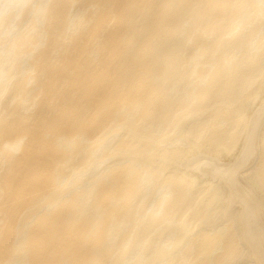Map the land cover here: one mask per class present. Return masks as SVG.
Returning a JSON list of instances; mask_svg holds the SVG:
<instances>
[{"label": "bare ground", "instance_id": "obj_1", "mask_svg": "<svg viewBox=\"0 0 264 264\" xmlns=\"http://www.w3.org/2000/svg\"><path fill=\"white\" fill-rule=\"evenodd\" d=\"M261 216L264 0H0V264H264Z\"/></svg>", "mask_w": 264, "mask_h": 264}, {"label": "rangeland", "instance_id": "obj_2", "mask_svg": "<svg viewBox=\"0 0 264 264\" xmlns=\"http://www.w3.org/2000/svg\"><path fill=\"white\" fill-rule=\"evenodd\" d=\"M261 218H262V220L264 219V217L263 216H261ZM264 221V220H263ZM260 224H261V222H260Z\"/></svg>", "mask_w": 264, "mask_h": 264}]
</instances>
